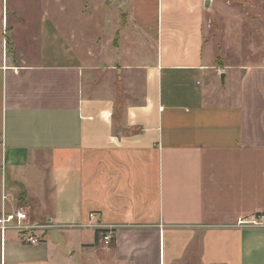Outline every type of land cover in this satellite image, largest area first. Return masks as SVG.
I'll return each mask as SVG.
<instances>
[{
  "label": "crops",
  "instance_id": "obj_1",
  "mask_svg": "<svg viewBox=\"0 0 264 264\" xmlns=\"http://www.w3.org/2000/svg\"><path fill=\"white\" fill-rule=\"evenodd\" d=\"M205 1L0 0V195L46 226L0 264H264V60L219 85Z\"/></svg>",
  "mask_w": 264,
  "mask_h": 264
},
{
  "label": "rangeland",
  "instance_id": "obj_2",
  "mask_svg": "<svg viewBox=\"0 0 264 264\" xmlns=\"http://www.w3.org/2000/svg\"><path fill=\"white\" fill-rule=\"evenodd\" d=\"M205 9L207 17L203 38L210 67L219 85H234L246 68L259 67V62L264 60V0H209ZM23 14L28 18L27 7H24ZM150 14L153 17L150 25H153L155 2H152ZM17 24L15 38L8 33L6 36L9 41L6 44L8 54L15 52V46L35 47L36 23L24 21ZM15 25L11 20L7 21L8 30ZM91 40L94 42V39ZM30 54L33 56L35 53ZM21 200L30 206L28 201Z\"/></svg>",
  "mask_w": 264,
  "mask_h": 264
},
{
  "label": "built area",
  "instance_id": "obj_3",
  "mask_svg": "<svg viewBox=\"0 0 264 264\" xmlns=\"http://www.w3.org/2000/svg\"><path fill=\"white\" fill-rule=\"evenodd\" d=\"M0 236L4 241V237L9 231L15 232L20 241L27 245H38L42 241L44 224H40L36 220H32L30 216L29 205L24 204L21 199L13 197L7 193L4 188L0 195ZM94 215H90L93 218ZM237 224L248 226H264V214L253 216L252 219L238 221ZM111 241L110 234L102 236V242L108 244Z\"/></svg>",
  "mask_w": 264,
  "mask_h": 264
},
{
  "label": "water",
  "instance_id": "obj_4",
  "mask_svg": "<svg viewBox=\"0 0 264 264\" xmlns=\"http://www.w3.org/2000/svg\"><path fill=\"white\" fill-rule=\"evenodd\" d=\"M208 5H209V0H206V1H205V3H204V7L206 8V7H208ZM221 78L223 79V78H224V76H223V75H221Z\"/></svg>",
  "mask_w": 264,
  "mask_h": 264
}]
</instances>
